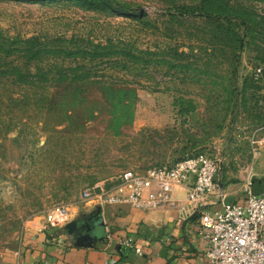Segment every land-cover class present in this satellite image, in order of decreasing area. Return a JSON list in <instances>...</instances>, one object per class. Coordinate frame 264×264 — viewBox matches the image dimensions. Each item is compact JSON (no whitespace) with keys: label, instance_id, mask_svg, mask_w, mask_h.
I'll return each instance as SVG.
<instances>
[{"label":"rangeland","instance_id":"rangeland-1","mask_svg":"<svg viewBox=\"0 0 264 264\" xmlns=\"http://www.w3.org/2000/svg\"><path fill=\"white\" fill-rule=\"evenodd\" d=\"M124 1L140 19L0 1L2 39L36 37L64 52L110 42L158 61L132 72L99 65L94 83L16 86L0 75V248L47 225L59 204L69 208L64 225L83 232L92 211L80 190L124 170L206 157L219 166L213 205L229 192L242 199L248 181L264 182V150L252 161L249 143L264 136V0ZM202 12H234L246 32L236 18L225 24ZM62 56L29 64L16 54L1 66L34 73L91 65Z\"/></svg>","mask_w":264,"mask_h":264},{"label":"built area","instance_id":"built-area-1","mask_svg":"<svg viewBox=\"0 0 264 264\" xmlns=\"http://www.w3.org/2000/svg\"><path fill=\"white\" fill-rule=\"evenodd\" d=\"M251 160L264 150V136L250 140ZM251 166L249 170H251ZM218 164L206 157L182 160L171 167L143 171L124 170L108 179L83 187L78 196L83 207L127 206L143 211L165 209L198 215V234L205 242L204 264H264V192L251 194L250 181L240 200L223 201L211 210V198H221L215 187ZM181 191L189 203L185 209L175 196ZM68 205L59 204L47 215L46 228L64 225ZM119 243L132 247L129 237ZM140 254V249L133 246Z\"/></svg>","mask_w":264,"mask_h":264},{"label":"crops","instance_id":"crops-1","mask_svg":"<svg viewBox=\"0 0 264 264\" xmlns=\"http://www.w3.org/2000/svg\"><path fill=\"white\" fill-rule=\"evenodd\" d=\"M257 183L259 192H264V182ZM226 194L222 202L237 200L232 192ZM175 196L186 209L189 203L182 192L176 191ZM213 204L208 208L217 209L221 202ZM90 210L82 225H93L96 218L105 240L77 245L78 227L68 232L64 226H37L24 231L15 245L0 248V264H204L205 242L198 234L197 219L189 218L193 213L115 205ZM126 237L131 238L132 247L119 243ZM133 246L141 253H135Z\"/></svg>","mask_w":264,"mask_h":264},{"label":"trees","instance_id":"trees-1","mask_svg":"<svg viewBox=\"0 0 264 264\" xmlns=\"http://www.w3.org/2000/svg\"><path fill=\"white\" fill-rule=\"evenodd\" d=\"M15 3H31L37 5H45L50 3H69L86 11H96L109 13L115 17L140 19L142 16L139 9L131 8L124 0H0ZM228 7V6H226ZM216 12H202L196 15L207 19H215L221 23L230 24L231 18H236L239 25L246 32V21L242 16L233 14H213ZM192 15V14H191ZM245 34V33H244ZM0 75L7 79L10 84L16 86L35 87L38 84H44L50 80L54 81H77L79 83H89V78L98 75V66L104 65L109 69L118 68L122 71L132 72L138 69V64L147 66L149 63H158L157 60L149 58V51H139L136 49H119L114 48L112 44L105 45L95 44L90 49H79L62 51L61 49L53 50L46 44L42 43L36 37L26 39H2L0 37ZM56 53L63 55V58H71L73 60L80 59L86 61L91 65L87 66L84 63L77 64L75 67L56 68L51 66L48 69H35L32 73L30 70L22 71L15 66L4 67L1 66V58H9L14 55H22L28 63L40 64L41 60L48 57H53ZM101 68L103 71L104 68ZM99 77V76H97ZM98 81L96 83H101ZM45 98V97H44ZM45 104L47 99H44ZM36 101H39L36 100ZM42 102V101H41ZM198 215L192 214L189 218L196 220Z\"/></svg>","mask_w":264,"mask_h":264},{"label":"water","instance_id":"water-1","mask_svg":"<svg viewBox=\"0 0 264 264\" xmlns=\"http://www.w3.org/2000/svg\"><path fill=\"white\" fill-rule=\"evenodd\" d=\"M249 192L251 194H257L259 193V186L257 182H250V186H249ZM95 222H93L92 227L90 228V232L89 230H86L84 233L79 234L78 237L76 238V244L77 245H92L94 241H101V240H105V236L104 233H102V224L95 218L94 220ZM64 228L68 231L71 232L72 229H75L76 227L72 224V223H67L66 225H64ZM89 240H88V239Z\"/></svg>","mask_w":264,"mask_h":264},{"label":"flooded vegetation","instance_id":"flooded-vegetation-1","mask_svg":"<svg viewBox=\"0 0 264 264\" xmlns=\"http://www.w3.org/2000/svg\"><path fill=\"white\" fill-rule=\"evenodd\" d=\"M92 224V223H91ZM91 224H89V226L88 227H85V225H81V227H84L83 228V232H81V234L82 233H84L86 230H89V232H90V228L92 227V225ZM86 229V230H85ZM91 233V232H90ZM88 239V238H87ZM89 240V239H88Z\"/></svg>","mask_w":264,"mask_h":264}]
</instances>
